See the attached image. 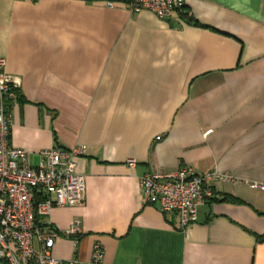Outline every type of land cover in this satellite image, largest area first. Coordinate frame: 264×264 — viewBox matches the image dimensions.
<instances>
[{
	"label": "crops",
	"instance_id": "0c3cea01",
	"mask_svg": "<svg viewBox=\"0 0 264 264\" xmlns=\"http://www.w3.org/2000/svg\"><path fill=\"white\" fill-rule=\"evenodd\" d=\"M107 1L0 0V57L21 81L10 143L33 166L83 150V203L47 217L79 237L53 254L87 263L98 242L99 264H264V0H185L198 24ZM183 165L239 182L216 183L180 229L139 178Z\"/></svg>",
	"mask_w": 264,
	"mask_h": 264
},
{
	"label": "built area",
	"instance_id": "2783aa9c",
	"mask_svg": "<svg viewBox=\"0 0 264 264\" xmlns=\"http://www.w3.org/2000/svg\"><path fill=\"white\" fill-rule=\"evenodd\" d=\"M130 12L147 10L159 19H172L186 12L185 0H119ZM113 5L112 0L107 1ZM5 58L0 57V264H99L104 255L102 244L95 243L89 262L64 260L53 254L56 238L78 234L73 224L60 231L47 217L52 208L82 204L85 177L76 171L75 157L81 147H59L40 152L37 166L30 163L28 151L10 143L11 113L8 102H17L20 78L5 71ZM157 136L156 139H159ZM127 165H135L128 159ZM236 183L231 173L211 170L196 173L191 165L174 172L146 173L139 178L142 203L162 213L178 216L180 229L194 219L197 207L213 197L216 183ZM264 190V183H254Z\"/></svg>",
	"mask_w": 264,
	"mask_h": 264
},
{
	"label": "trees",
	"instance_id": "16d2710c",
	"mask_svg": "<svg viewBox=\"0 0 264 264\" xmlns=\"http://www.w3.org/2000/svg\"><path fill=\"white\" fill-rule=\"evenodd\" d=\"M181 19L187 23L198 24L196 19L187 11L183 15H181ZM201 26L205 27V25H203V24ZM19 100H21V93L18 92L17 101H19ZM12 104H13V102H8V104H7V111L9 113H10V107ZM215 199H216V197H215V195H213V197H211L208 201H214ZM217 200H235V198L231 195H224L221 199H217ZM68 237L77 239L79 237V235H69ZM256 238L258 239V241H262V240H264V235H256Z\"/></svg>",
	"mask_w": 264,
	"mask_h": 264
}]
</instances>
